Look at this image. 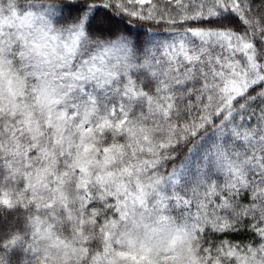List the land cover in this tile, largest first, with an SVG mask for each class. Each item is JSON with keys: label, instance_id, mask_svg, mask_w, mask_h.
I'll return each mask as SVG.
<instances>
[{"label": "snow or ice", "instance_id": "obj_1", "mask_svg": "<svg viewBox=\"0 0 264 264\" xmlns=\"http://www.w3.org/2000/svg\"><path fill=\"white\" fill-rule=\"evenodd\" d=\"M0 264H264V0H0Z\"/></svg>", "mask_w": 264, "mask_h": 264}, {"label": "trees", "instance_id": "obj_2", "mask_svg": "<svg viewBox=\"0 0 264 264\" xmlns=\"http://www.w3.org/2000/svg\"><path fill=\"white\" fill-rule=\"evenodd\" d=\"M133 26L136 28H144L145 27V25L141 24V22H139V21L135 22Z\"/></svg>", "mask_w": 264, "mask_h": 264}]
</instances>
